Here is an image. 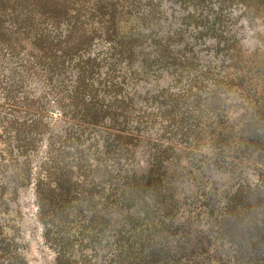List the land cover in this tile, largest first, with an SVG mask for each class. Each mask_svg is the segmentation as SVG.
Segmentation results:
<instances>
[{"label":"trees","instance_id":"16d2710c","mask_svg":"<svg viewBox=\"0 0 264 264\" xmlns=\"http://www.w3.org/2000/svg\"><path fill=\"white\" fill-rule=\"evenodd\" d=\"M228 1L0 0V264H29L30 183L54 264H264V80L226 58Z\"/></svg>","mask_w":264,"mask_h":264},{"label":"rangeland","instance_id":"374dc122","mask_svg":"<svg viewBox=\"0 0 264 264\" xmlns=\"http://www.w3.org/2000/svg\"><path fill=\"white\" fill-rule=\"evenodd\" d=\"M250 7L245 8L237 0H229L224 7L229 11L228 20L225 22L231 39H225L221 43H228L232 48V41H237L234 53L225 54L226 58L233 57L231 62L238 71L248 72L250 75H258L255 69L258 67L264 80V0H251ZM255 90L249 89V92ZM50 113L48 121L58 124L59 116L53 105H49ZM45 150V142L40 144L33 161L39 160ZM31 177H36L35 163L33 164ZM18 210L22 216L20 232L26 242L25 255L29 264H54V255L49 245L43 239V229L38 221L33 185L30 183L20 190Z\"/></svg>","mask_w":264,"mask_h":264}]
</instances>
